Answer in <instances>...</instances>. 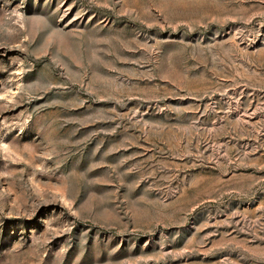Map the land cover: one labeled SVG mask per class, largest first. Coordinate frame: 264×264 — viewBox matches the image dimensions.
<instances>
[{
	"label": "rangeland",
	"instance_id": "1",
	"mask_svg": "<svg viewBox=\"0 0 264 264\" xmlns=\"http://www.w3.org/2000/svg\"><path fill=\"white\" fill-rule=\"evenodd\" d=\"M0 264H264V0H0Z\"/></svg>",
	"mask_w": 264,
	"mask_h": 264
}]
</instances>
